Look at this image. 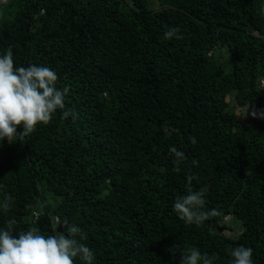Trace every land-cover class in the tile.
<instances>
[{
	"label": "trees",
	"instance_id": "1",
	"mask_svg": "<svg viewBox=\"0 0 264 264\" xmlns=\"http://www.w3.org/2000/svg\"><path fill=\"white\" fill-rule=\"evenodd\" d=\"M157 3L0 0V55L11 48L16 67H49L70 89L50 123L1 142L0 202L12 207L0 229L14 219L13 235L47 236L67 220L93 264H179L191 247L230 264L240 245L264 264V123L242 121L264 106V0ZM171 147L186 156L179 172ZM189 180L217 213L199 226L173 211ZM226 215L237 238L221 230Z\"/></svg>",
	"mask_w": 264,
	"mask_h": 264
},
{
	"label": "clouds",
	"instance_id": "2",
	"mask_svg": "<svg viewBox=\"0 0 264 264\" xmlns=\"http://www.w3.org/2000/svg\"><path fill=\"white\" fill-rule=\"evenodd\" d=\"M180 32L178 26L172 27L165 32L164 38L180 39ZM58 79L55 71L43 65L16 67L11 48L0 55V141H23L35 131L38 124L47 125L58 109L65 108V96L70 89L58 88ZM259 86L264 88V78L259 80ZM247 115L248 111L245 116ZM251 115L254 119H264V111L253 110ZM63 116L65 119L68 116L75 119V114L70 111H65ZM18 128H22V131L18 132ZM189 140L196 143L195 137H189ZM170 152L175 156V171L179 172V165L186 160V156L176 147H171ZM160 171L163 172L164 169L161 168ZM186 189V194L177 196L173 204V211L179 219L199 226L210 216L217 214L214 209L205 210L204 193L193 191L190 180ZM11 207V198L5 196L0 202V208L7 212ZM230 217L226 215L223 222L226 223ZM15 223L14 219H10L7 221V228L0 229V264H74V258L77 257L83 264H93V250L80 242L87 239V234L78 226L69 224L67 220L61 223L60 228L54 229V235L47 236L41 234L36 227L13 235L12 228ZM224 229L225 226L221 228L222 231ZM230 256V264H253V249L250 247H232ZM179 264H214V257L202 255L197 248L191 247L182 253Z\"/></svg>",
	"mask_w": 264,
	"mask_h": 264
},
{
	"label": "rangeland",
	"instance_id": "3",
	"mask_svg": "<svg viewBox=\"0 0 264 264\" xmlns=\"http://www.w3.org/2000/svg\"><path fill=\"white\" fill-rule=\"evenodd\" d=\"M154 3L156 4L155 6L157 7V5H158L157 0H154ZM225 53H226V51L224 49L217 50L218 58L223 62L222 63L223 67L225 69H227V68L230 67V60L226 58V56L224 55ZM253 110H256L258 112L259 111H264V106L263 107H255V106L246 107L243 110V118H242V121H247L246 123L250 122V124L252 122H254V123H264V119H260V118H255L254 119L252 117L251 112ZM247 111H248V115L245 116L247 114ZM5 140H7V139H5ZM1 142L2 141H0V150L2 148L1 147ZM56 220H58V219H56ZM56 220H55V222H56ZM225 227H226V229H224L223 232H225V234H227L228 236L233 237V238H237L238 235L241 233V231L243 229L241 222L238 220V218H236L234 216H231L229 218V220L226 221Z\"/></svg>",
	"mask_w": 264,
	"mask_h": 264
},
{
	"label": "built area",
	"instance_id": "4",
	"mask_svg": "<svg viewBox=\"0 0 264 264\" xmlns=\"http://www.w3.org/2000/svg\"><path fill=\"white\" fill-rule=\"evenodd\" d=\"M56 222H58V220H56Z\"/></svg>",
	"mask_w": 264,
	"mask_h": 264
}]
</instances>
